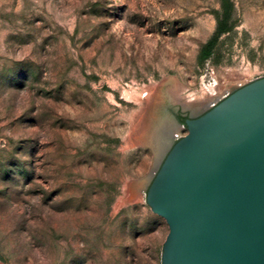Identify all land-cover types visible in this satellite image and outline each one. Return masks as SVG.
I'll return each mask as SVG.
<instances>
[{"label": "rangeland", "instance_id": "obj_1", "mask_svg": "<svg viewBox=\"0 0 264 264\" xmlns=\"http://www.w3.org/2000/svg\"><path fill=\"white\" fill-rule=\"evenodd\" d=\"M261 78L264 0H0V264H162L161 130Z\"/></svg>", "mask_w": 264, "mask_h": 264}, {"label": "water", "instance_id": "obj_2", "mask_svg": "<svg viewBox=\"0 0 264 264\" xmlns=\"http://www.w3.org/2000/svg\"><path fill=\"white\" fill-rule=\"evenodd\" d=\"M180 120L147 194L169 227L162 264H264V78Z\"/></svg>", "mask_w": 264, "mask_h": 264}, {"label": "bare ground", "instance_id": "obj_3", "mask_svg": "<svg viewBox=\"0 0 264 264\" xmlns=\"http://www.w3.org/2000/svg\"><path fill=\"white\" fill-rule=\"evenodd\" d=\"M217 105H218V103L216 104V102L211 103V105H208L209 110L211 108H213L214 106H217ZM207 111L208 110L206 109V112ZM203 112H205V111H203ZM194 118H196V117H194ZM183 127H184L183 125H181L180 123H176V121H175L173 123H169L168 125H166L165 127H163V129L161 130L163 132H162L161 137H160V139L158 141V147H157V152H156V160H155V164H154L153 170H152V172L150 174V177L152 175L154 177V175L157 173V170L159 169L160 162L163 159V156L165 155L168 147L171 145V143H172V141L174 139L178 138L181 135V131H182V128ZM162 135H163V137H162ZM153 177H152L151 181L153 180ZM148 181H150V178H148Z\"/></svg>", "mask_w": 264, "mask_h": 264}, {"label": "built area", "instance_id": "obj_4", "mask_svg": "<svg viewBox=\"0 0 264 264\" xmlns=\"http://www.w3.org/2000/svg\"><path fill=\"white\" fill-rule=\"evenodd\" d=\"M227 96H229V95H227ZM227 96H225L224 98H222L221 100H219L218 102H216V104H217V103L219 104V103H220L221 101H223ZM214 107H215V106H214ZM179 139H180V138H179ZM179 139H178V140H179Z\"/></svg>", "mask_w": 264, "mask_h": 264}, {"label": "flooded vegetation", "instance_id": "obj_5", "mask_svg": "<svg viewBox=\"0 0 264 264\" xmlns=\"http://www.w3.org/2000/svg\"><path fill=\"white\" fill-rule=\"evenodd\" d=\"M191 118V117H190ZM188 120V119H187ZM185 122H186V120H185Z\"/></svg>", "mask_w": 264, "mask_h": 264}, {"label": "trees", "instance_id": "obj_6", "mask_svg": "<svg viewBox=\"0 0 264 264\" xmlns=\"http://www.w3.org/2000/svg\"><path fill=\"white\" fill-rule=\"evenodd\" d=\"M184 124H185V122H184Z\"/></svg>", "mask_w": 264, "mask_h": 264}]
</instances>
